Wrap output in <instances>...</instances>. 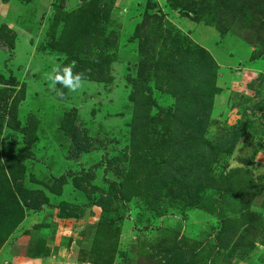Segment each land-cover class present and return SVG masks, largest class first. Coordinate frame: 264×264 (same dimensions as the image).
Here are the masks:
<instances>
[{
    "label": "rangeland",
    "instance_id": "obj_1",
    "mask_svg": "<svg viewBox=\"0 0 264 264\" xmlns=\"http://www.w3.org/2000/svg\"><path fill=\"white\" fill-rule=\"evenodd\" d=\"M0 33V264H264V0H0Z\"/></svg>",
    "mask_w": 264,
    "mask_h": 264
},
{
    "label": "clouds",
    "instance_id": "obj_2",
    "mask_svg": "<svg viewBox=\"0 0 264 264\" xmlns=\"http://www.w3.org/2000/svg\"><path fill=\"white\" fill-rule=\"evenodd\" d=\"M55 75H49V79L52 80L53 84L56 82L62 83L63 85H71L72 89H76L79 86V79L77 76H73L70 67H65L63 72H58L56 69L53 70ZM76 83H73V81Z\"/></svg>",
    "mask_w": 264,
    "mask_h": 264
},
{
    "label": "trees",
    "instance_id": "obj_3",
    "mask_svg": "<svg viewBox=\"0 0 264 264\" xmlns=\"http://www.w3.org/2000/svg\"><path fill=\"white\" fill-rule=\"evenodd\" d=\"M2 39H3V35H2V33H0V40H2ZM9 48L11 50L14 49V42H12V41L9 42ZM89 80H91V79H89ZM9 81H10L11 84H14V83L17 82L16 77L13 76V75H10V80ZM9 126L13 127L15 130H19L20 129V126L18 124L10 123ZM26 133L28 134L29 131L26 130Z\"/></svg>",
    "mask_w": 264,
    "mask_h": 264
}]
</instances>
